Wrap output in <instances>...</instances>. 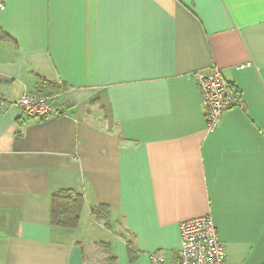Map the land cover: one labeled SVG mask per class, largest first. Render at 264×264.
I'll use <instances>...</instances> for the list:
<instances>
[{
  "label": "crops",
  "instance_id": "1",
  "mask_svg": "<svg viewBox=\"0 0 264 264\" xmlns=\"http://www.w3.org/2000/svg\"><path fill=\"white\" fill-rule=\"evenodd\" d=\"M215 68L238 101L209 132ZM0 97V264H175L204 216L228 264H264V0H0Z\"/></svg>",
  "mask_w": 264,
  "mask_h": 264
},
{
  "label": "built area",
  "instance_id": "2",
  "mask_svg": "<svg viewBox=\"0 0 264 264\" xmlns=\"http://www.w3.org/2000/svg\"><path fill=\"white\" fill-rule=\"evenodd\" d=\"M223 77L219 68L209 73L197 72L194 77L203 98L209 132L218 128L224 113L233 109L238 101L236 93ZM4 105L5 102L0 97V110ZM17 105L27 119L37 122L50 121L57 115L49 100L39 94L23 95ZM179 226L181 243L175 264H228L227 254L218 237V229L210 216L187 220ZM150 264H166V260L153 255Z\"/></svg>",
  "mask_w": 264,
  "mask_h": 264
},
{
  "label": "trees",
  "instance_id": "3",
  "mask_svg": "<svg viewBox=\"0 0 264 264\" xmlns=\"http://www.w3.org/2000/svg\"><path fill=\"white\" fill-rule=\"evenodd\" d=\"M40 95V94H39ZM83 197L71 192L58 193L53 200V224L74 228L80 214Z\"/></svg>",
  "mask_w": 264,
  "mask_h": 264
}]
</instances>
